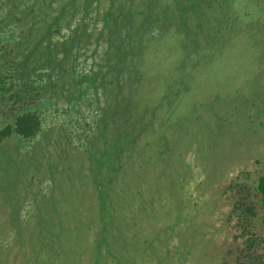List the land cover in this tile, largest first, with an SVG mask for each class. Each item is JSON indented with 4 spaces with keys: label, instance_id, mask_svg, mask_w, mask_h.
<instances>
[{
    "label": "rangeland",
    "instance_id": "rangeland-1",
    "mask_svg": "<svg viewBox=\"0 0 264 264\" xmlns=\"http://www.w3.org/2000/svg\"><path fill=\"white\" fill-rule=\"evenodd\" d=\"M27 111L0 264H264V0H0V129Z\"/></svg>",
    "mask_w": 264,
    "mask_h": 264
},
{
    "label": "trees",
    "instance_id": "trees-1",
    "mask_svg": "<svg viewBox=\"0 0 264 264\" xmlns=\"http://www.w3.org/2000/svg\"><path fill=\"white\" fill-rule=\"evenodd\" d=\"M42 129H43L42 120L38 112L27 111L17 115L13 123H8L2 129H0V143L6 141L13 135H18L24 139H33L36 136H38V134L42 131ZM256 190L262 195V198L264 200V175L259 177L256 183ZM99 202L101 206L104 208L105 201L104 199H102V197H100ZM109 217H110V212L108 213L107 211H103L102 218H105L104 222H106V220L109 219ZM49 233H53V232L51 231Z\"/></svg>",
    "mask_w": 264,
    "mask_h": 264
}]
</instances>
